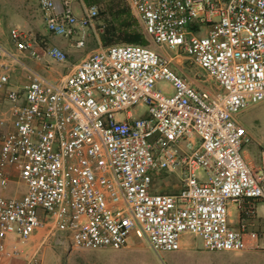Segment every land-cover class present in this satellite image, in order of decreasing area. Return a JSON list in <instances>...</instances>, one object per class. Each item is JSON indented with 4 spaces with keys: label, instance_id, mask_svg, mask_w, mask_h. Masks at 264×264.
Returning a JSON list of instances; mask_svg holds the SVG:
<instances>
[{
    "label": "built area",
    "instance_id": "1",
    "mask_svg": "<svg viewBox=\"0 0 264 264\" xmlns=\"http://www.w3.org/2000/svg\"><path fill=\"white\" fill-rule=\"evenodd\" d=\"M127 4L153 43L182 54L217 91L188 83L172 69L173 57L132 44L99 47L58 81L32 77L22 95L8 91L13 130L1 141L0 186L18 166L27 191L21 200L0 196V264H41L50 239L70 249L119 250L134 230L155 253L179 250L183 234L212 252L264 250V231L251 228L264 203V149L250 168L241 153L250 137L233 119L264 100V0ZM39 6L51 35L103 31L95 30L96 5ZM9 37L19 54L40 61L28 34L13 28ZM45 55L65 59L55 46ZM9 78L0 64V90ZM136 107L144 112L133 117ZM175 170L177 191H151L155 175ZM41 228L45 235L31 246Z\"/></svg>",
    "mask_w": 264,
    "mask_h": 264
},
{
    "label": "rangeland",
    "instance_id": "2",
    "mask_svg": "<svg viewBox=\"0 0 264 264\" xmlns=\"http://www.w3.org/2000/svg\"><path fill=\"white\" fill-rule=\"evenodd\" d=\"M112 2H118L130 11L127 0H104L99 3L101 5L100 9L104 11L105 6ZM73 6L78 7L77 1L73 2ZM0 11L6 12L7 14H11L12 11H16L17 13V18L13 16V19L11 18L6 23L2 21L0 31L4 34V44L14 52L15 47L10 41L9 31L12 28H16L24 33L32 34V45L41 55L40 61L29 58L28 60H23L28 65V81L32 79L34 72L40 73L44 77H47V74H49L48 79H57L58 81L62 79V76H66L71 71L70 58L72 57L73 51L86 55L90 52V49L97 50L99 47H103L100 41V35L104 31L105 22L102 18H98L95 22V30L97 32L98 28H102L103 31L98 33L97 36L90 29L83 30L82 35L78 33L70 38L57 36L58 40L73 47H69V51H66L55 45V47L59 48L65 54V59L61 63L54 61L45 55L47 48L53 45H42L38 41L39 39L46 38L44 35H41V32H44V19L40 10L39 0H0ZM130 13L132 14L131 11ZM25 15H29L32 18V24L28 25L26 20H22V17ZM47 37H53V35L47 34ZM77 40L82 41V46L78 47L75 45V41ZM150 43L151 45L146 48L156 52L161 57L166 59L174 57L165 47L158 46L151 40ZM177 56L172 61V63L177 65V69L193 77L198 85L206 90L208 94L216 92L213 81L205 73L192 66L189 61L184 59L182 54H178ZM176 67L173 68L175 69ZM134 111L137 115H141L144 112V108L136 107ZM238 122L250 136V142L243 147L242 157L245 161H253V158L259 159L260 150L264 149V100L251 104L239 111ZM177 182L178 178L176 177L174 184ZM5 189L6 194L2 195V197L14 200H21L27 191L26 185L17 177L12 179ZM257 215L264 218V203H258ZM261 230L264 231V229ZM40 231L43 232L44 230L41 228ZM188 237L190 238L192 235ZM131 239L128 246L122 249L96 251V253L104 255H120L122 258L121 261H98L94 264H264V250L212 252L204 250L201 247V242L198 239H193L194 247L155 253L151 250L144 237H141L137 231L131 234ZM64 259L65 254L60 247L46 246L40 255L41 264H67ZM11 264H21V261L14 260Z\"/></svg>",
    "mask_w": 264,
    "mask_h": 264
},
{
    "label": "crops",
    "instance_id": "3",
    "mask_svg": "<svg viewBox=\"0 0 264 264\" xmlns=\"http://www.w3.org/2000/svg\"><path fill=\"white\" fill-rule=\"evenodd\" d=\"M83 1L86 4L96 5L98 7L99 11H100L101 10L100 9L101 5L99 3L101 1H104V0H83ZM0 12H1L0 13L1 24H2V21H3V23L8 22L13 16L15 18H17L16 17V15H17L16 11H12L11 14H7L6 12H3V11H0ZM22 20H26L28 25L32 24V18H30L29 15L23 16ZM78 33L82 35V31H78ZM47 34H49V33L46 32L45 23H44V32H41V35H44L46 38L38 40L39 43H41L42 45L43 44L44 45L45 44L53 45V46L56 45V46L60 47L61 49L66 50V51H69L68 50L69 47H73V46H70V45L68 46L66 43L64 44L62 41L58 40L57 36L53 35V37H47ZM28 36L31 39L32 34H28ZM0 45L3 47V49L6 52V56L0 60V64H4V65L7 66L8 74H9V77H10L8 84L5 85V87L0 90V119H2V125H0V146H1V141H2L3 136L13 130V115L11 113V104H10V102L8 100L7 93L10 90H14V91H18L20 93V95H22L23 94V88H24L25 85H27L29 83V81H28V65H26L25 62L23 61V60H28V57L26 55L19 54V52H17L16 49L14 50V52H12V50H10V48H8L4 44V34L1 31H0ZM93 51H94L93 49H90V52L88 54H86V55H83L82 53H78V52H74L73 51L72 57L70 58L71 70L84 57H86L87 55H89ZM177 57L178 56L173 57V59H176ZM173 59L171 60V63H170L172 69H174L173 67L177 66L174 63H172ZM184 59H186V58L184 57ZM195 68H197V67H195ZM197 69H199V68H197ZM174 70L177 71L178 74H180L181 76L185 77L186 80L188 81V83H190L192 86H195L198 89L204 90L202 87H200L198 85L197 81H195V79L193 77H190L189 74H187L186 72L184 73L180 69H177V67ZM199 70L201 72L205 73L201 69H199ZM57 75L60 76L59 73H57ZM194 75H192V76H194ZM48 76H50V75L47 74V77L46 76L44 77V75H42L40 73H37V72L33 73V77H41L43 79H46L49 82L57 81V79H51V80L48 79ZM64 77H65V75H64ZM61 78H63V76ZM204 91L206 92V90H204ZM21 102H22V100H21ZM134 110L135 109H133L131 111V116H133V117L141 116L143 114L142 113L141 115H137ZM119 117L120 118H124V115H122V117L120 115ZM233 119L239 126H241L240 123L238 122V113L233 115ZM245 132L248 135L247 131H245ZM242 151H243V148L241 150V153H242ZM245 162L250 168H255V167H257L260 164V158L259 159H254L253 158V161L249 160V161H245ZM178 172H179L178 170H175V171H168V172H165V173H161V174L155 175L154 178H153V184H152L151 191L160 192V193H172V192L177 191L178 188H179ZM6 176L8 178L7 185L10 183V181L12 179H14L16 177L19 179L18 166H16V167L13 166V167L8 168L6 170ZM176 177L178 178V182L176 184H174V179ZM5 188L2 189V187L0 186V196L6 194L5 193V190H6ZM251 228L252 229H256V230L264 229V218L259 215L252 222ZM42 229L44 230L43 232H41L40 231L41 229H39L31 236V244H30L31 246L32 245L33 246H37L39 244V241L45 235V233H46L45 229L44 228H42ZM134 231H137L138 234L141 237H143L138 230H134ZM134 231H132L131 234ZM131 234H130V236L128 238V243L132 240L131 239ZM187 235L191 236L190 234H183L181 236L180 249L181 248L188 249L190 247H194V240L193 239H196V240L198 239L201 242V238L200 237L192 235V237L189 238ZM46 246L47 247H60L63 250L64 254H65V259L64 260L67 262V264H94L95 262H98V261H105V262L106 261H116V262H118L119 260L120 261L122 260L120 255H117V254L104 255V254L96 253V251H101L100 249L99 250H97V249H80V248H72V249H70V248H67L64 244L58 243L55 239H50L49 242L41 248L40 255H41V252L43 251V249ZM127 246H128V244H127ZM103 250L105 251V250H112V249H103ZM218 252H222V251H218ZM230 252H232V251H230Z\"/></svg>",
    "mask_w": 264,
    "mask_h": 264
},
{
    "label": "trees",
    "instance_id": "4",
    "mask_svg": "<svg viewBox=\"0 0 264 264\" xmlns=\"http://www.w3.org/2000/svg\"><path fill=\"white\" fill-rule=\"evenodd\" d=\"M105 7V10H100L98 15V18H102L105 22L104 31L100 35L103 47L116 44H132L142 47L151 45L138 19L127 8L118 2H112Z\"/></svg>",
    "mask_w": 264,
    "mask_h": 264
}]
</instances>
